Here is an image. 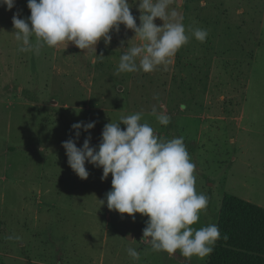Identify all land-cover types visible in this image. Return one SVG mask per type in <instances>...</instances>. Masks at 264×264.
Wrapping results in <instances>:
<instances>
[{
  "label": "rangeland",
  "instance_id": "rangeland-1",
  "mask_svg": "<svg viewBox=\"0 0 264 264\" xmlns=\"http://www.w3.org/2000/svg\"><path fill=\"white\" fill-rule=\"evenodd\" d=\"M28 2L11 11L0 2V264H207L153 253L142 240L149 218L110 212L111 175L102 182L103 170L86 163L82 181L62 144L75 140L73 125L94 123L76 147L90 136L98 149L107 124L143 114L160 136L183 138L196 165L197 193L210 200L196 230L217 226L225 193L264 207V0H174L169 11L206 30L207 41L193 37L167 70L120 76L121 55L141 43L123 25L108 47L20 53L12 19L30 18ZM138 2L128 0L137 26ZM154 106L168 127L150 115Z\"/></svg>",
  "mask_w": 264,
  "mask_h": 264
},
{
  "label": "clouds",
  "instance_id": "clouds-1",
  "mask_svg": "<svg viewBox=\"0 0 264 264\" xmlns=\"http://www.w3.org/2000/svg\"><path fill=\"white\" fill-rule=\"evenodd\" d=\"M0 2L11 11L16 0ZM173 3L174 0H139L137 26L128 0H39V3L29 0L31 16L28 20L20 19L19 13L13 16V35L21 45L20 53L38 56L45 46L55 49L60 45H73L84 52L96 50L101 41L108 47L111 33L118 34L123 25L141 43L126 48L115 75L141 71L151 74L161 67L167 70L172 58L193 37L203 44L209 35L206 30L186 28L177 12L169 11ZM157 20L162 21V26L156 25ZM153 99L159 101L160 97L155 95ZM150 115L162 127L171 124V118L155 106ZM143 120V114H134L107 124L98 149L91 147L90 136L82 148L76 147L81 131L90 132L95 128L94 123L73 125L75 140L62 144L68 166L82 181H87L90 175L86 163L103 170L102 182L111 175L112 191L106 194L108 210L121 217L127 215L133 223L137 214L149 218L142 240L153 253L172 257L179 252L188 261L194 257L203 260L212 254L221 239L227 241L228 237H222L215 225L200 230L193 227L202 214L207 215L210 200L197 193V169L184 139L168 140ZM99 202L104 205V201ZM20 239L7 237L9 242L19 243ZM127 255L133 261L141 259L133 248L127 249Z\"/></svg>",
  "mask_w": 264,
  "mask_h": 264
},
{
  "label": "trees",
  "instance_id": "trees-1",
  "mask_svg": "<svg viewBox=\"0 0 264 264\" xmlns=\"http://www.w3.org/2000/svg\"><path fill=\"white\" fill-rule=\"evenodd\" d=\"M217 227L228 239L216 244L207 264H264V207L225 193Z\"/></svg>",
  "mask_w": 264,
  "mask_h": 264
}]
</instances>
